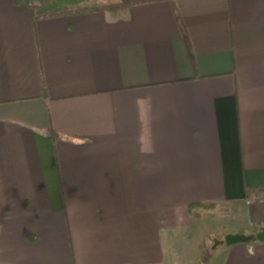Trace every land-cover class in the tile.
I'll list each match as a JSON object with an SVG mask.
<instances>
[{"label": "crops", "instance_id": "0c3cea01", "mask_svg": "<svg viewBox=\"0 0 264 264\" xmlns=\"http://www.w3.org/2000/svg\"><path fill=\"white\" fill-rule=\"evenodd\" d=\"M112 4L0 0V264H197L207 205L264 230V0Z\"/></svg>", "mask_w": 264, "mask_h": 264}, {"label": "trees", "instance_id": "16d2710c", "mask_svg": "<svg viewBox=\"0 0 264 264\" xmlns=\"http://www.w3.org/2000/svg\"><path fill=\"white\" fill-rule=\"evenodd\" d=\"M21 2L28 6L34 20L91 13L102 10H108L115 14L127 7L124 4L88 7L85 5V0H21ZM204 207L209 208L211 206L207 205ZM209 259V255L205 256L202 264H207Z\"/></svg>", "mask_w": 264, "mask_h": 264}, {"label": "rangeland", "instance_id": "374dc122", "mask_svg": "<svg viewBox=\"0 0 264 264\" xmlns=\"http://www.w3.org/2000/svg\"><path fill=\"white\" fill-rule=\"evenodd\" d=\"M204 209H205V211H203L204 221H201L200 227L197 228L200 231V234H201L200 236L204 238L201 237L198 239L197 248L201 247L202 245L201 250L203 249L205 251V256L209 255L211 257L213 253L216 251V250H213L212 248L214 245V241L220 240L218 238L219 232L223 231L224 228L226 229L228 225L230 224V222H234L235 219L231 217L230 209L227 207L219 206V207H209V208H204ZM237 213L238 215L240 214L239 211H237ZM222 237H221V240H224V238ZM210 259L207 262V264L211 262ZM202 261H199L197 264H202Z\"/></svg>", "mask_w": 264, "mask_h": 264}, {"label": "water", "instance_id": "95a60500", "mask_svg": "<svg viewBox=\"0 0 264 264\" xmlns=\"http://www.w3.org/2000/svg\"><path fill=\"white\" fill-rule=\"evenodd\" d=\"M253 241L264 242V230H255L253 234H227L224 240H215L213 250H216L218 246L225 245L231 247L240 243H250Z\"/></svg>", "mask_w": 264, "mask_h": 264}, {"label": "built area", "instance_id": "2783aa9c", "mask_svg": "<svg viewBox=\"0 0 264 264\" xmlns=\"http://www.w3.org/2000/svg\"><path fill=\"white\" fill-rule=\"evenodd\" d=\"M255 201H264V193L260 197H251L248 200V204L254 203Z\"/></svg>", "mask_w": 264, "mask_h": 264}]
</instances>
